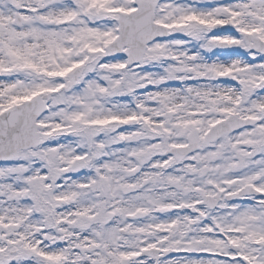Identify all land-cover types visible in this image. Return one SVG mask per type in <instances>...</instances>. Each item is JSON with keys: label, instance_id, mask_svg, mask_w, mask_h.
<instances>
[{"label": "snow or ice", "instance_id": "6c2138e0", "mask_svg": "<svg viewBox=\"0 0 264 264\" xmlns=\"http://www.w3.org/2000/svg\"><path fill=\"white\" fill-rule=\"evenodd\" d=\"M0 264H264V0H0Z\"/></svg>", "mask_w": 264, "mask_h": 264}, {"label": "rangeland", "instance_id": "374dc122", "mask_svg": "<svg viewBox=\"0 0 264 264\" xmlns=\"http://www.w3.org/2000/svg\"><path fill=\"white\" fill-rule=\"evenodd\" d=\"M172 255H176V254H172ZM182 255V254H181Z\"/></svg>", "mask_w": 264, "mask_h": 264}]
</instances>
